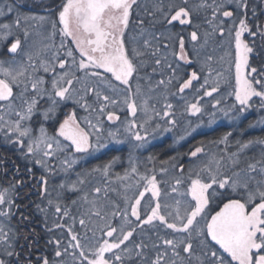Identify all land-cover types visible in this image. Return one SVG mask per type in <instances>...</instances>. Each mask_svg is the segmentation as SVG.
<instances>
[{
    "label": "snow or ice",
    "instance_id": "snow-or-ice-1",
    "mask_svg": "<svg viewBox=\"0 0 264 264\" xmlns=\"http://www.w3.org/2000/svg\"><path fill=\"white\" fill-rule=\"evenodd\" d=\"M248 11L249 0H52L46 15L14 19V6L0 9V140L24 161L0 185V264H264V150L247 155L264 138L232 150L228 133L219 153L190 151L207 156L199 165L161 161V179L131 156L123 175L114 157L73 178L80 159L107 147L105 120L120 122L108 138L123 143L122 127L136 148L150 127L171 131L170 95L195 93L184 108L193 116L204 97L225 115L264 110V23ZM221 83L228 108L214 97ZM35 214L51 252L33 259L39 234L21 225Z\"/></svg>",
    "mask_w": 264,
    "mask_h": 264
},
{
    "label": "trees",
    "instance_id": "trees-1",
    "mask_svg": "<svg viewBox=\"0 0 264 264\" xmlns=\"http://www.w3.org/2000/svg\"><path fill=\"white\" fill-rule=\"evenodd\" d=\"M52 3V0H0V6H3L5 9L6 5L14 6V12L9 14L11 19H14L17 14L24 16H43L47 14V6ZM253 9L255 10V16L252 15ZM248 18L253 22L264 23V0H249V11ZM3 17H0V20H3ZM2 51V49H0ZM258 63L257 60H253V65L256 66ZM227 68V64L224 65ZM191 71V68L188 69ZM228 76V73L225 72V77ZM234 76V69H233ZM158 78V77H157ZM172 92H175V88L171 89ZM231 91V88L225 84L221 83V91L217 94H214V97L219 99L224 98L222 107L228 108L232 103L234 98L227 96V93ZM173 100L175 110V118L177 120V125L173 128V135L177 137L180 135H185L190 132V135H185V141L177 149L173 148L174 139L169 136L166 137L163 141L155 142L150 145L148 150L145 152V155H150L154 160H172L175 158V161L178 164H182L185 169H188L192 164L198 161V159L203 158H193L192 160L187 159L189 153L194 147L203 144L205 147L206 153L208 149H215L221 151L226 146L223 144H217L222 137L231 133L229 137L227 147L234 149V145L237 140L247 141L254 140L258 138H264V125H257V122L264 110L259 108L258 104H254L252 108L248 109L244 113L238 112H229L228 115H225L223 112L215 110L211 105L215 102L214 98L204 97L200 103L204 107V112L202 115H190L184 111L185 102H192L195 99V93L187 92L184 99H181L179 96H171ZM214 113V117L210 114ZM210 117L218 119L219 122L216 126H211L207 128V124L210 120ZM159 121H156V123ZM204 123L202 126L200 124ZM197 125H200L201 129L197 131H192V129L197 128ZM251 125V127H250ZM51 131V130H50ZM264 150V146L254 145L247 153L248 156H259L260 152ZM122 154V151L119 152ZM118 154V153H117ZM116 156L114 150H109L108 157L99 159L97 162H102L103 164L109 162ZM19 153L12 148L11 145L5 144L0 140V182L1 184L7 185L8 181L12 179L13 163L19 166H23L24 161L19 159ZM195 161V162H194ZM102 164V165H103ZM144 169L145 168V164ZM142 165V166H143ZM89 167H92L91 165ZM90 169V168H89ZM144 169H140L142 172ZM7 171L8 175L4 176L3 173ZM37 175H39V169H35ZM112 171L118 172L122 171L121 169H114ZM24 193L30 191L29 188H25ZM34 191V190H33ZM32 200H36L37 197L33 194L31 196ZM27 203V201H25ZM51 226V222H49ZM35 230L38 233L36 247L31 249L34 253L33 259L40 254L49 255L51 250L49 247H45V242L48 239V234L45 231L44 224L42 223V217L39 214H35L31 223L26 227L21 225V232L24 234L30 233ZM55 233H53L54 235ZM23 243V241H21ZM27 255V253H25Z\"/></svg>",
    "mask_w": 264,
    "mask_h": 264
},
{
    "label": "rangeland",
    "instance_id": "rangeland-1",
    "mask_svg": "<svg viewBox=\"0 0 264 264\" xmlns=\"http://www.w3.org/2000/svg\"><path fill=\"white\" fill-rule=\"evenodd\" d=\"M0 9H3V6H0ZM171 100H173V99L169 97V102L172 103ZM162 104H163V99L161 98L160 102L156 105L157 110H160V107ZM118 114L121 115L122 120L125 119V113L124 112H118ZM127 118L131 119L130 116H128ZM143 119H144L143 114L138 113L137 120L142 122ZM210 120H211V123L208 122L207 128L208 127L210 128L211 126H216L219 122L218 119H214L213 117H210ZM156 121H159L157 123H159L162 126V128L163 127H169L166 124L165 120H163V119L156 118L155 123H156ZM203 124L204 123H202L200 125L202 126ZM258 124L264 125V114H262L260 116V118L257 122V125ZM200 125H197V128L195 131L201 129ZM104 127H105L104 143L107 145V147L99 148L98 150L93 151L90 156H85L82 159H80L78 164L74 168L73 178H75L76 172L91 171V169L101 166L103 163L101 161L97 162V161H99L100 157L104 158L103 160H105L108 157L109 150H114V152L116 154L115 157H119V160L117 161L115 166L112 168V170L121 169L122 171H118V172L112 171V173H114V174L119 173V174L123 175L124 170L126 168H129V157L131 156L132 160L138 165L139 169H144L143 164H145V168L147 170H151L154 167L156 170L158 179H161V177L159 175L160 162L161 161H171V160H160V161H157L154 159L149 160V157H152V156L145 155V152L148 150L150 145L154 144L155 142L163 141L166 137H169V136L173 137V139H174V142H175L173 145L174 149H177L180 146L179 144H182V142L185 141V139L184 140H178V137L176 135H173V131H174L173 128L171 131L157 130L156 132L153 133L152 128L150 127L149 132L151 134L149 135L147 142L143 144V147L136 148V147H134V145L137 142H135L134 140H131L130 137H128L127 134H125L123 132L122 127H121V131H120L119 139L122 140L123 143H118V142L111 140L110 138L107 137V132L110 130L114 131L117 127H120V122H116L115 124H113V123L105 120ZM211 148L208 149V154L219 153V151H217L215 149H211ZM120 151H122V154L119 153ZM187 159L192 160L193 158L190 157V155H189ZM206 159H207V156H203V158L198 159L197 162L194 161L195 163L192 164L190 167H192L193 165H199L203 161H205ZM90 165L92 167H89ZM62 177H63V174H60L54 178H51L50 179V186L56 187L61 182ZM94 179H98V177H96ZM0 185H4V184H1V182H0ZM75 198H76L75 196H70L68 202H70V199H75ZM56 234H58V233H55L54 235H56Z\"/></svg>",
    "mask_w": 264,
    "mask_h": 264
},
{
    "label": "flooded vegetation",
    "instance_id": "flooded-vegetation-1",
    "mask_svg": "<svg viewBox=\"0 0 264 264\" xmlns=\"http://www.w3.org/2000/svg\"><path fill=\"white\" fill-rule=\"evenodd\" d=\"M142 172V171H141Z\"/></svg>",
    "mask_w": 264,
    "mask_h": 264
}]
</instances>
